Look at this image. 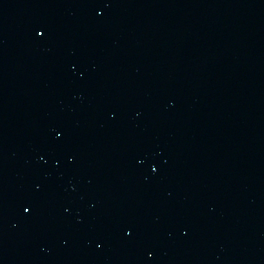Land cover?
<instances>
[{
  "label": "water",
  "instance_id": "obj_1",
  "mask_svg": "<svg viewBox=\"0 0 264 264\" xmlns=\"http://www.w3.org/2000/svg\"><path fill=\"white\" fill-rule=\"evenodd\" d=\"M0 264H264V0H0Z\"/></svg>",
  "mask_w": 264,
  "mask_h": 264
}]
</instances>
